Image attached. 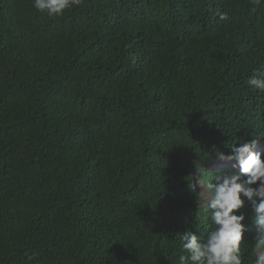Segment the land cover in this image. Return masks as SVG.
Here are the masks:
<instances>
[{"label": "trees", "instance_id": "1", "mask_svg": "<svg viewBox=\"0 0 264 264\" xmlns=\"http://www.w3.org/2000/svg\"><path fill=\"white\" fill-rule=\"evenodd\" d=\"M261 75L264 0H0V264H178L199 167L264 154Z\"/></svg>", "mask_w": 264, "mask_h": 264}, {"label": "clouds", "instance_id": "2", "mask_svg": "<svg viewBox=\"0 0 264 264\" xmlns=\"http://www.w3.org/2000/svg\"><path fill=\"white\" fill-rule=\"evenodd\" d=\"M81 3L82 0H32L36 10L50 16L63 15ZM247 84L264 92V75L249 78ZM257 144V139L243 142L239 147L234 143L230 147L231 155L215 149V159L224 163L223 166L224 161H235L233 168L238 173L211 172L199 167V183L210 195L206 214L211 225L201 236L192 231L180 233L178 264H243L242 242L246 245L245 233L249 228L245 223L248 214L241 209L246 202H251V220L256 226L250 264H264V154L254 151ZM204 195L201 191L198 201Z\"/></svg>", "mask_w": 264, "mask_h": 264}, {"label": "rangeland", "instance_id": "3", "mask_svg": "<svg viewBox=\"0 0 264 264\" xmlns=\"http://www.w3.org/2000/svg\"><path fill=\"white\" fill-rule=\"evenodd\" d=\"M254 151H256V149H254ZM256 152H257V151H256ZM223 164H224V163H222L221 161H219V162L213 164V165L211 166V168L219 169L220 167L223 166ZM236 169H237V168H236ZM237 170H238V169H237ZM196 187H197V191H199V192L202 191V192L205 193V195L201 197V201L204 202V205H207V201L210 200V195L207 193V190L204 189L203 187H201V185H200L199 182H197Z\"/></svg>", "mask_w": 264, "mask_h": 264}]
</instances>
